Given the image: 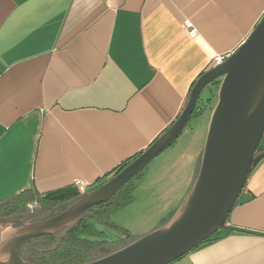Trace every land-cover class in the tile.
I'll return each mask as SVG.
<instances>
[{
  "label": "crops",
  "instance_id": "0c3cea01",
  "mask_svg": "<svg viewBox=\"0 0 264 264\" xmlns=\"http://www.w3.org/2000/svg\"><path fill=\"white\" fill-rule=\"evenodd\" d=\"M263 16L264 0H0V215L74 198L77 179L93 188L114 176L177 120L194 82ZM218 87L201 94L195 125L207 117L208 127ZM189 125L161 154V172L132 182L128 205L143 207L126 211L137 226L119 225L143 233L178 208L206 133L198 142ZM239 200L229 228L169 264H264V158ZM89 221L104 247L132 240Z\"/></svg>",
  "mask_w": 264,
  "mask_h": 264
},
{
  "label": "water",
  "instance_id": "95a60500",
  "mask_svg": "<svg viewBox=\"0 0 264 264\" xmlns=\"http://www.w3.org/2000/svg\"><path fill=\"white\" fill-rule=\"evenodd\" d=\"M215 81H220L217 103L199 167L178 208L125 245L77 264H169L218 230L229 228V214L249 175L264 158V149L260 150L264 139V16L234 52L201 74L177 120L114 176L56 206L70 204L55 216L36 218L29 207L0 218V264H39L27 259L28 250L40 254L55 250L70 230L92 215L93 207L109 201L168 149L186 130L203 90ZM46 235H53L55 241L49 247H38L39 238Z\"/></svg>",
  "mask_w": 264,
  "mask_h": 264
},
{
  "label": "trees",
  "instance_id": "16d2710c",
  "mask_svg": "<svg viewBox=\"0 0 264 264\" xmlns=\"http://www.w3.org/2000/svg\"><path fill=\"white\" fill-rule=\"evenodd\" d=\"M196 82V81H195ZM194 82V84H195ZM217 84L220 81H216ZM193 84V86H194ZM192 86V87H193ZM203 112V107L199 104L196 105V108L192 114L191 119L200 116ZM158 138V137H157ZM156 138V139H157ZM155 139V140H156ZM152 144V143H151ZM261 150L264 149L263 142L260 147ZM128 162L123 164L125 166ZM142 172L137 174L135 177L141 176ZM134 185L130 181L128 184L123 186L117 194L112 197L109 201L93 207L94 214L97 215L99 223H104L106 226L109 224L115 228L121 229L123 232L128 234V230L120 227L119 225L108 222L106 220V215L112 208H120L130 203L134 199L133 195ZM27 196V195H26ZM25 196V197H26ZM117 199L115 200V197ZM28 201H33V198H28L24 200V203ZM239 199L235 203L234 207L239 203ZM41 202H37L39 204ZM3 205V204H2ZM12 212L11 210L4 215ZM105 236L102 230H99L94 222L84 220L82 223L74 227L70 232L61 240L60 245L53 251H49L44 254L33 252V257L40 261L39 264H77L83 263L97 257H94L95 252L102 246L106 244L105 240H101ZM90 237H95L97 239H91ZM41 240L40 245L42 247H49L55 241L53 235H46L39 238ZM133 239L130 238L129 240ZM209 240V239H208ZM205 240L204 242L208 241ZM179 259V258H178Z\"/></svg>",
  "mask_w": 264,
  "mask_h": 264
},
{
  "label": "rangeland",
  "instance_id": "374dc122",
  "mask_svg": "<svg viewBox=\"0 0 264 264\" xmlns=\"http://www.w3.org/2000/svg\"><path fill=\"white\" fill-rule=\"evenodd\" d=\"M205 93V89L203 90V92H202V94H204ZM197 118V117H196ZM196 118H193V119H191L190 120V124H191V126L192 127H194L195 128V126L196 127H198V128H195V130H197V131H199L200 132V135H199V140H198V142H202L203 140V136H204V132L206 131V133H205V137H204V142H205V138H206V134H207V131H208V127H206V123H207V117H206V120L205 121H203V123L202 124H200L199 126H197V125H195V119ZM202 122V121H201ZM191 126L189 125V128H191ZM190 133V136H191V134H193L194 132H192V131H189ZM185 136H188V135H185ZM180 138V137H179ZM178 138V139H179ZM204 142H203V146H204ZM263 145H264V139H263ZM162 154V153H161ZM159 155V156H157L142 172H161V170H162V168H163V166H164V162L163 161H161V160H163V158L164 157H161L162 155ZM166 161V160H165ZM137 178L138 177H134L132 180H131V182H134V181H136L137 180ZM117 199V196L115 197V200ZM129 204V203H128ZM128 204H126L125 206H122V207H120V208H112L109 212H108V214L106 215L107 217H106V220L108 221V222H113V223H115V224H117V225H119L118 223H117V221H118V219H120V220H123V221H127L130 225H131V227H136L137 226V224H136V218H133L132 216H131V212H129V211H126V210H128L127 208H130L131 210H142V205H140V204H136V205H128ZM133 204V203H132ZM130 206V207H129ZM126 208V209H125ZM135 208V209H134ZM120 209H122L121 210V212H120V214H118V215H116L117 214V212H119L118 210H120ZM104 224V223H103ZM105 225V224H104ZM120 227H122V228H124V229H126V230H128V234L129 235H127V233H125V232H123L121 229L119 230L118 228H115V227H113V226H110L109 224L106 226V228L107 229H109L110 231H112L113 233H115L116 235H117V237H120V238H122V240H124V241H126V240H128V239H130V238H135L136 236H138V235H140V234H142L141 232H137V230H134V228L133 229H127V228H125V227H123V226H121V225H119ZM154 228V227H153ZM152 229V228H151ZM144 233V232H143ZM121 240V241H122ZM108 247H104V246H102V247H100L96 252H95V254H94V257H99V256H103V255H105V253L107 254V252L109 253V251H112L116 246H111V247H109L110 245H107Z\"/></svg>",
  "mask_w": 264,
  "mask_h": 264
},
{
  "label": "flooded vegetation",
  "instance_id": "af4514ba",
  "mask_svg": "<svg viewBox=\"0 0 264 264\" xmlns=\"http://www.w3.org/2000/svg\"><path fill=\"white\" fill-rule=\"evenodd\" d=\"M261 150V149H260ZM93 188H95V187H93ZM93 188H90L89 190H91V189H93ZM88 190V191H89ZM63 202H66V201H63ZM63 202H57V203H39V204H37L36 206H33L32 207V211L33 212H36V214H35V217L36 218H45V217H52V216H55V215H57V214H59L61 211H63L66 207H68L70 204H66V205H64V206H60V207H58V208H55L56 206H59L60 204H62ZM27 208H29V206L28 205H25L23 208H21V210H19V211H12V212H10V213H8V214H6V215H0V218H4V217H6V216H9V215H11V214H13V213H16V212H20V211H25ZM55 208V209H54ZM93 209L94 208H92L91 209V212H92V215H89V216H86V217H84L80 222H79V224L80 223H82L84 220H89L90 218L91 219H98V217H97V215L96 214H94V212H93ZM18 219H23V217H19ZM29 219H33V216H30L29 217ZM70 232V231H69ZM68 232V233H69ZM67 233V234H68ZM64 238V237H63ZM62 238V239H63ZM61 239V240H62ZM60 245V244H59ZM38 247H42L40 244H38L37 245ZM26 247V246H25ZM29 252V254H28V256H27V259L28 260H30V261H32V262H35V263H40V261H38L37 259H35L34 257H33V252H36V251H32V250H28ZM38 253V252H37Z\"/></svg>",
  "mask_w": 264,
  "mask_h": 264
},
{
  "label": "built area",
  "instance_id": "2783aa9c",
  "mask_svg": "<svg viewBox=\"0 0 264 264\" xmlns=\"http://www.w3.org/2000/svg\"><path fill=\"white\" fill-rule=\"evenodd\" d=\"M184 27L187 30V32L190 35H196L198 32L197 27L190 21V20H186L184 23ZM228 56V55H227ZM227 56H220L217 55L214 60H213V65L219 64L221 63ZM75 185L78 187L79 189V194L85 193L87 192L92 184L86 180H82V179H77L75 180ZM37 204H30L29 207L32 209L33 206H36Z\"/></svg>",
  "mask_w": 264,
  "mask_h": 264
}]
</instances>
